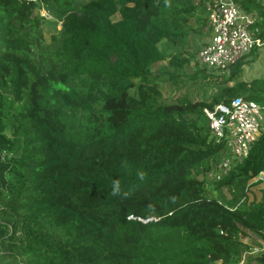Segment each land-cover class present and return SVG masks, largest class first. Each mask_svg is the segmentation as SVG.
Masks as SVG:
<instances>
[{"label": "trees", "instance_id": "16d2710c", "mask_svg": "<svg viewBox=\"0 0 264 264\" xmlns=\"http://www.w3.org/2000/svg\"><path fill=\"white\" fill-rule=\"evenodd\" d=\"M234 1L264 43L261 0ZM205 2L0 0V264H238L247 232L264 241V189L244 204L264 126L213 181L229 198L197 177L228 155L203 108L264 102V76L241 78L258 55L187 73L219 79L203 99L161 96L196 64ZM40 10L59 22L47 39Z\"/></svg>", "mask_w": 264, "mask_h": 264}, {"label": "built area", "instance_id": "2783aa9c", "mask_svg": "<svg viewBox=\"0 0 264 264\" xmlns=\"http://www.w3.org/2000/svg\"><path fill=\"white\" fill-rule=\"evenodd\" d=\"M261 3L264 7V0ZM204 9L208 33L197 48L195 59L203 68L222 75L236 59L262 45L249 31L255 15L241 10L234 0H206ZM203 114L215 140L224 139L229 148L228 155L222 156L207 173L213 180H219L233 161L240 162L247 155L264 126V102L234 98L228 104L203 108ZM253 183L264 189V172L252 177L247 187Z\"/></svg>", "mask_w": 264, "mask_h": 264}, {"label": "rangeland", "instance_id": "374dc122", "mask_svg": "<svg viewBox=\"0 0 264 264\" xmlns=\"http://www.w3.org/2000/svg\"><path fill=\"white\" fill-rule=\"evenodd\" d=\"M40 14L47 20L43 24V32L44 33L46 32L45 38L47 39L50 33H54V34L57 33V31L59 30V22H58L57 18L51 17V15L47 14L44 10H40ZM117 18H118V14H114L112 16V19H117ZM203 30H204V27H203ZM206 36H207V33L202 34L201 37H198L196 39V43L198 44V45L196 44L197 48L202 44V42L204 41ZM262 44L264 45L263 42H262ZM160 46L166 52L172 50V47L170 45L167 46V45H164V43H162ZM192 47H193V43L190 41L189 42V48L191 49ZM195 47H194V49H195ZM259 48L260 47H258L257 49H253L252 51L250 50L248 53H246L245 56L246 57L250 56L252 53H256L258 55V53H259L258 49ZM254 61H255V63L253 65L252 64L249 65V63L242 65L241 68H243V70H242L241 76L243 75V72L245 71V69L248 66L258 67L259 64L262 63V66L264 64V58L260 57V55ZM164 65H165L164 61L157 62V63L153 64L152 68H151V72L153 74H157V73L162 74L163 73L162 72L163 67H165ZM194 68H197L198 70H201L204 72L208 71L207 69H205L201 65H199L197 63V61L195 64V60H191L188 64V67H186L184 69V71L182 72L185 80L187 79V81L183 84H177L173 87H172V85H170L169 83H166V82L160 83L159 87L161 90V96L164 98H168V99H175V98L182 97V98H186V99L190 98V99L199 100V99H203V98L207 97V95L214 92L216 89V82L219 79L217 80L216 78L213 79L210 77L201 79L198 76V79H196L195 82L188 80L187 73L191 74L193 72ZM258 74H261L260 76H264V70H261V72ZM245 76H247V74H245ZM176 78L178 79V77H176ZM243 79H246V77H243ZM225 149H227V153H229V148L227 146V143H225ZM220 154H221V152H220ZM221 156H223V155L221 154ZM214 166H215L214 162L210 163L209 169L204 172L205 174H199L197 177L199 179L204 180L206 187L209 190H211L212 194L220 193L223 197L229 198L230 194L226 188H221L219 191L213 189V186H214L213 181L214 180L210 176H208L207 173L211 172V169H213ZM262 189L263 188L259 184H256V183L249 185L247 187V190L245 193L244 204H248L250 202L254 203V202L260 201ZM261 232H264L263 226H262ZM243 242H245L249 245V249L246 251V253L241 255V261L238 264H261L257 260L256 257H259L260 255L264 256V241L262 239H260L259 237H256L253 234L247 232V235L243 237Z\"/></svg>", "mask_w": 264, "mask_h": 264}, {"label": "crops", "instance_id": "0c3cea01", "mask_svg": "<svg viewBox=\"0 0 264 264\" xmlns=\"http://www.w3.org/2000/svg\"><path fill=\"white\" fill-rule=\"evenodd\" d=\"M263 45V44H262ZM259 46L260 48L258 49L259 50V53H258V57H259V55H260V57H263L264 58V45L263 46ZM255 63V61L254 62H251V63H249V65L250 64H254ZM264 70V64H263V66H262V63L261 64H259L258 65V67H250V66H248L246 69H245V71L243 72V75L241 76V78L243 79V77H246V79H243V80H245V81H248V80H250V79H252V78H259V77H262V76H260L261 74H258V73H260L261 72V70ZM242 70H243V68H242ZM242 73V72H241ZM245 74H247V76H245Z\"/></svg>", "mask_w": 264, "mask_h": 264}]
</instances>
